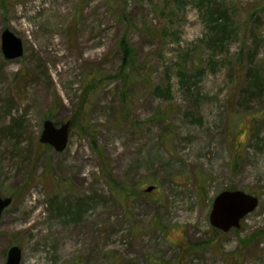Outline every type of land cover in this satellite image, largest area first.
I'll return each mask as SVG.
<instances>
[{
	"label": "rangeland",
	"instance_id": "374dc122",
	"mask_svg": "<svg viewBox=\"0 0 264 264\" xmlns=\"http://www.w3.org/2000/svg\"><path fill=\"white\" fill-rule=\"evenodd\" d=\"M5 29L0 264H264V0H0ZM228 190L258 204L222 233Z\"/></svg>",
	"mask_w": 264,
	"mask_h": 264
},
{
	"label": "water",
	"instance_id": "95a60500",
	"mask_svg": "<svg viewBox=\"0 0 264 264\" xmlns=\"http://www.w3.org/2000/svg\"><path fill=\"white\" fill-rule=\"evenodd\" d=\"M0 50L5 61H14L23 56L22 41L8 29L3 30L0 34ZM69 131V122L56 126L51 120H46L42 125L39 142L51 147L56 153H62L67 146ZM153 189V186H149L146 192L149 193ZM11 203V197H3L0 194V219ZM257 204V198L242 191H222L213 199L209 224L222 233L237 229L240 221L254 211ZM20 260V248L10 247L7 251L5 264H20Z\"/></svg>",
	"mask_w": 264,
	"mask_h": 264
},
{
	"label": "trees",
	"instance_id": "16d2710c",
	"mask_svg": "<svg viewBox=\"0 0 264 264\" xmlns=\"http://www.w3.org/2000/svg\"><path fill=\"white\" fill-rule=\"evenodd\" d=\"M127 41H124V40H121L120 44H119V47L123 53V66L124 67H127L126 65H129V62H130V54H131V51H130V47L127 45L126 43ZM108 77V76H107ZM133 77L134 75L132 73H128L126 76H125V82L127 83L129 80L133 81ZM89 82L91 83H94L96 82V79H95V76H91L90 79H89ZM97 85H99V83L96 84V86H94L93 84H91V87L88 86L89 90L90 89H96L97 88ZM158 91V90H157ZM126 96V95H125ZM123 96L122 97V103H123V106L125 105L126 103V97ZM96 149V148H94ZM100 154V152H99ZM101 155V154H100ZM229 191V190H228ZM231 191V190H230Z\"/></svg>",
	"mask_w": 264,
	"mask_h": 264
}]
</instances>
